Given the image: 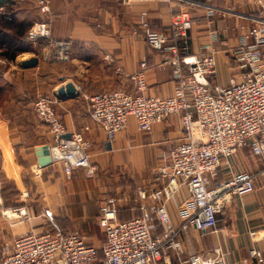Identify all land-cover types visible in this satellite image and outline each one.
Wrapping results in <instances>:
<instances>
[{"label":"crops","instance_id":"1","mask_svg":"<svg viewBox=\"0 0 264 264\" xmlns=\"http://www.w3.org/2000/svg\"><path fill=\"white\" fill-rule=\"evenodd\" d=\"M201 1L206 6L193 8L189 52L205 50V45L213 42L218 61L216 81L226 82L238 70L230 65V50L237 45L239 35L255 24L249 15H256L264 0ZM209 6L230 11L226 16L208 15ZM180 7V0H133L129 4L122 0H52V32L56 38L71 40V59L59 65L45 63L39 57L40 46L38 51L23 52L14 60L0 55V189L8 179L21 191L18 197L4 194L6 201L2 204L15 206L12 211L24 209L29 215L25 218L22 214L10 215V209L0 210L2 247H10L19 233L44 230L43 216L53 218L61 213L76 221L71 227L97 242L100 224L98 221L97 225L96 197L113 191L110 176L118 171L132 174L144 182L141 188L148 191L164 184L153 167L168 158L181 140L180 116L165 118L149 132L139 130L134 117H130L128 128L111 141L92 119L86 95L114 88L129 89L128 74L143 59L148 63L149 91L171 94L175 80L170 53L155 51L149 46L138 25V17L145 9L153 27L166 29L172 13ZM4 11L18 22H34L42 17L36 0H11ZM212 29L219 31L216 40L211 39ZM32 56L39 58L38 64L24 67L22 61ZM68 81L76 85L78 93L59 97L58 88ZM38 96L56 98L55 106L63 114L68 134L82 131L92 141L90 154L98 166L95 177H83L84 168H76L67 176L60 162L39 163L37 147L51 145L53 136L48 125L35 113L33 100ZM230 162L232 170H248L253 174L255 190L233 196L218 214L217 226L201 230L181 227L179 209L189 192L186 187H180L167 200L170 218L176 227L172 235L175 244L165 245L167 259L158 264H191L189 255L202 253L214 257L215 247H219L227 264H264V159L245 145ZM230 173V167L223 162L216 178L224 179ZM207 179L209 184L214 182L211 175ZM119 206L123 220L141 213L136 202L119 200ZM163 230V225H158L152 233L158 236ZM253 230L257 232L252 233ZM252 247L260 249L261 255L252 256Z\"/></svg>","mask_w":264,"mask_h":264},{"label":"built area","instance_id":"2","mask_svg":"<svg viewBox=\"0 0 264 264\" xmlns=\"http://www.w3.org/2000/svg\"><path fill=\"white\" fill-rule=\"evenodd\" d=\"M122 1L129 4L133 0ZM180 2L181 7L172 13L166 29L153 27L145 9L138 17V25L149 46L155 51L170 53L175 80L171 94L149 91L148 63L143 59L128 74L129 89L114 88L86 95L92 119L111 141L128 128L130 117H134L139 130L149 132L165 118L180 116L181 140L157 168L164 184L150 191L139 188L137 204L141 213L126 220L119 215L120 199L104 195L99 202L98 220L105 233L100 247L87 241L78 229L25 231L16 235L7 248L2 247L0 238V264H158L167 259L165 245L175 244L172 235L176 227L171 221L167 200L180 187H186L189 192L179 209L181 227L201 230L217 226L218 214L233 196L255 190L253 174L248 170H232L230 161L245 145L264 159V6L256 15H249L255 24L239 35L237 45L230 50V65L238 70L226 82H217V50L213 42L207 43L205 50L189 52L193 8L206 4L201 0ZM36 4L42 18L32 23L27 39L41 40L42 61L68 62L72 43L53 35L52 0H36ZM228 11L207 7L208 15L226 16ZM210 36L212 40L218 39L219 31L212 29ZM56 101L51 96H38L34 101L37 117L48 125L53 136L49 145L52 162L62 163L67 176L76 168H84L85 176L93 178L98 166L90 154L92 141L82 131H72L67 136ZM223 162L231 173L220 180L216 178V171ZM207 175L213 178L212 184ZM9 213L29 217L24 209ZM158 225H163L164 230L154 236L152 230ZM213 251L214 257L192 253L188 260L191 264H227L219 247ZM250 254L260 256L261 250L252 247Z\"/></svg>","mask_w":264,"mask_h":264},{"label":"rangeland","instance_id":"3","mask_svg":"<svg viewBox=\"0 0 264 264\" xmlns=\"http://www.w3.org/2000/svg\"><path fill=\"white\" fill-rule=\"evenodd\" d=\"M0 26H3L4 28L8 27L6 25V23H5V20L0 21ZM6 29H8V28H6ZM10 29H12L11 32L15 30L14 28H10ZM30 46H31L30 49H27V50L24 49L19 54H21L23 52H30L31 48H32V50H35V51H38V49L40 48L39 44L34 45L33 43H31ZM45 63L50 64L51 62H45ZM52 64H58L59 65V64H63V63L62 62H55V63H52ZM36 98L37 97L34 98L33 102L35 101ZM164 160H162L161 162H158V164L156 166H154L153 169L154 168H158L159 165ZM122 173L123 174H121V172L118 171V172H116L113 175V177L110 176V188L113 191L110 192L109 194L118 197L120 199V201L123 200V201H127V202H136L137 203L138 189L141 188L144 185V182L139 181V179L136 176H133L132 174H124V171H122ZM125 173H127V172H125ZM83 177L86 178L85 174L83 175ZM3 187H5L4 190L8 194L11 193V192H16L17 194H15V197H18L19 194L21 193V191L12 182H8V181L4 182L3 183ZM104 195H107V194L104 193V194L99 195L98 197H96V202H98V204H99L101 198ZM1 196H2V198H1ZM3 197H4V191H3V189L2 190L0 189V210L1 211L2 210H8V209L12 210L11 208H15V206H12V205H7V204L4 205V204H2L3 201H6V200H3L4 199ZM43 218L46 219L45 220L46 223H45L44 229H46V228L49 229L51 227H53V228H62V229H75V228H73L71 226H73V224L76 221L68 219L62 213L58 214L57 216L55 215L54 219L48 218V216L47 217L43 216ZM53 220L57 223V226L51 224ZM98 221L99 220H97V225H98ZM50 224L52 225L51 227H49ZM104 236H105V233L102 230V227L99 226L98 241L94 242L93 240L89 239L87 236H86V240L89 241V242L91 241V242L95 243L96 246L100 247L101 244H102V241L104 239Z\"/></svg>","mask_w":264,"mask_h":264},{"label":"trees","instance_id":"4","mask_svg":"<svg viewBox=\"0 0 264 264\" xmlns=\"http://www.w3.org/2000/svg\"><path fill=\"white\" fill-rule=\"evenodd\" d=\"M10 1L11 0H0V21L5 20V23L8 26L6 28H14L15 30L12 32H11L12 29H10V31H7L6 28H4L3 26H0V55L5 56L10 60H14L16 59V57L19 55L21 51H23L24 49L26 50L30 49L31 43H37L41 47V40L37 42H31L27 39V32L30 26L32 25L33 21L18 22L15 20L13 15L8 14L7 11H4V8ZM7 181L12 182L8 179ZM2 189L4 191V194H8L4 190L5 187H3ZM15 194L17 193L11 192L8 195L14 197ZM52 219H54V217ZM51 224L57 226V223L54 220L52 221ZM51 224L49 227L52 226ZM52 229H56V228L51 227L49 229L46 228L44 230H52ZM99 256L101 257V251L99 252Z\"/></svg>","mask_w":264,"mask_h":264},{"label":"water","instance_id":"5","mask_svg":"<svg viewBox=\"0 0 264 264\" xmlns=\"http://www.w3.org/2000/svg\"><path fill=\"white\" fill-rule=\"evenodd\" d=\"M39 62V58L37 56H32L22 61V65L24 67L37 65ZM78 93L76 85L72 81H68L64 85L58 88L59 97H68L73 96ZM70 136V134H67ZM37 154L39 155V163L41 165H47L52 162V158L50 155V147L49 145H42L37 147Z\"/></svg>","mask_w":264,"mask_h":264}]
</instances>
